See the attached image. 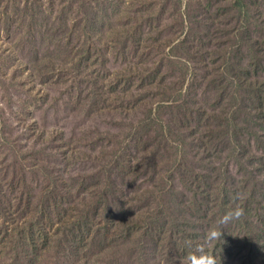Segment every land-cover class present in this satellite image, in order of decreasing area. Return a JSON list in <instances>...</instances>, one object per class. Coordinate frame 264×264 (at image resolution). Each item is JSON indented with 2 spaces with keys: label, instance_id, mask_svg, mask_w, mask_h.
Instances as JSON below:
<instances>
[{
  "label": "rangeland",
  "instance_id": "1",
  "mask_svg": "<svg viewBox=\"0 0 264 264\" xmlns=\"http://www.w3.org/2000/svg\"><path fill=\"white\" fill-rule=\"evenodd\" d=\"M197 245L264 264V0H0V264Z\"/></svg>",
  "mask_w": 264,
  "mask_h": 264
},
{
  "label": "clouds",
  "instance_id": "2",
  "mask_svg": "<svg viewBox=\"0 0 264 264\" xmlns=\"http://www.w3.org/2000/svg\"><path fill=\"white\" fill-rule=\"evenodd\" d=\"M243 209L237 208L233 212H229L223 218L218 220V223H227L230 219L238 218L242 215ZM222 233L219 230H211L204 238L205 245H210L221 237ZM184 264H217L216 257L204 251V246L197 245L195 250L189 252L183 257Z\"/></svg>",
  "mask_w": 264,
  "mask_h": 264
}]
</instances>
